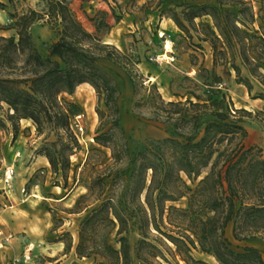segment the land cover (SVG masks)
<instances>
[{"label":"trees","instance_id":"1","mask_svg":"<svg viewBox=\"0 0 264 264\" xmlns=\"http://www.w3.org/2000/svg\"><path fill=\"white\" fill-rule=\"evenodd\" d=\"M15 1L25 0H7L9 4ZM73 1L40 0L41 13L29 9L11 14L14 21L8 28L15 35L0 34V109L8 107L6 119L15 135L22 119L33 121L40 134L48 126L55 130V139L49 140L50 133L46 134L43 155L65 184L70 157L80 144L70 128V117L76 113L68 107L73 105L59 96L72 95L85 83L97 95L95 111L100 124L94 143L99 147L91 148L87 158L92 170L87 192L69 213L92 209L81 221L75 246L69 232L67 240L60 239L65 252L74 247L79 259H92L93 264H155L158 258L167 259L150 239L153 229L187 264H206L194 259L192 250L196 249L219 264H264L258 248L235 250L226 237L232 225L237 241L264 240V155L258 147L245 144L248 133L237 113L246 111L233 109L219 89L220 77L212 72L209 90L188 93L196 101H164L156 94L160 105L156 116L165 123L168 136L145 139L131 147L120 122V86L101 66L99 53L110 47L102 44L103 33L111 29L110 18L118 22L120 17L109 2L111 14L84 11L95 28L91 33L73 10ZM166 3L157 0L156 6ZM228 3L178 0L172 2L173 7L162 9L161 15L187 37H193L192 29L200 41L210 42L213 64H223L228 75L234 71L236 81L251 92L253 85L249 77L242 76L241 66L264 85V0L259 1L257 30L249 28L255 22L249 2L233 0L231 5L239 8L236 12L224 8ZM5 7L0 0V9ZM203 17L210 21L195 22ZM42 18L59 35L46 56L37 50L30 33L33 22ZM5 29L0 24V30ZM111 48L115 55L107 53L106 59L129 62L116 47ZM259 97L264 99L263 94ZM0 126H5L1 118ZM179 202L183 205L175 204ZM135 228L141 238L132 244Z\"/></svg>","mask_w":264,"mask_h":264},{"label":"rangeland","instance_id":"2","mask_svg":"<svg viewBox=\"0 0 264 264\" xmlns=\"http://www.w3.org/2000/svg\"><path fill=\"white\" fill-rule=\"evenodd\" d=\"M1 1L6 7L0 9V24L6 29L0 30V34L5 36L15 35V30L8 28L14 21L11 14H22L29 9L42 12L40 0L15 1L13 4H9L7 0ZM176 1L178 0H166L167 3L159 8L156 6L157 0H74L72 3L73 10L91 33L95 32V28L85 17L84 11L90 15L97 14L99 10L111 14L107 4L109 2L120 17L118 22L110 18L111 29L102 35V44H108L110 47L100 50L99 53L103 57L101 66L114 75L120 86V122L129 137L131 147L145 139H162L168 136L165 123L156 116L160 107L156 94H160L164 101H185L187 98L196 101L188 93L193 90L197 93L209 90L211 87L208 84L214 72L220 77L217 83L220 85L219 89L231 100L233 109L246 111L237 113L248 133L245 144L258 147L264 155V99L259 97L260 94L264 95V85L241 66L242 76L249 77L253 85L252 91L249 92L245 85L236 81L234 71L228 75L223 64H213L210 42L200 41L192 29L193 37H187L171 19L161 15L162 9L173 7L172 2ZM198 1L217 4V0ZM228 1L224 8L238 11V7L231 5L233 0ZM244 1L252 5L255 14V22L249 24V28L257 30L260 0ZM201 21L209 22L210 19L203 17L195 20L197 24ZM30 33L35 47L43 56L47 55L48 46L59 37L56 27L46 18L35 20L30 27ZM167 40L172 43L175 61L157 62V57L164 52ZM197 44H200L201 48ZM111 47H116L127 56L129 62L117 59L114 63L106 59L107 53L115 55V50ZM59 100L73 105H66L72 114L83 113L85 116L86 143L80 144L70 157L66 184L61 173L48 174L45 168V165L50 166L43 155L46 134L50 133L49 140L55 139V130H50L48 126L45 132L40 134L33 121L22 119L17 122L18 132L15 135L12 123L6 119L8 107L3 105L0 109V118L5 123L4 127L0 126V230L3 232L0 235V242L3 241V246L0 247V264L24 263L23 253L29 244L33 248L26 263L45 262L49 260L51 253H57L56 241L68 239V232L72 235L75 245L81 221L92 209L91 206L79 213H69L76 200L87 192L92 175L87 158L91 148L99 147L89 141V138L95 137L100 124L95 111L97 95L92 86L85 83L78 86L72 95L61 94ZM100 108H104L102 104ZM17 153L20 155L17 156ZM7 166L14 168V176L9 186L1 182ZM58 185L60 189L56 188ZM23 187L26 188L24 193L21 191ZM175 204L182 206L183 202ZM5 237H8L7 241L4 240ZM226 237L235 250L253 246L259 249L264 258V240L261 237L237 241L232 235V225L226 229ZM140 238L139 229H132V244ZM150 239L157 244L167 259L158 258L155 264H187L175 253V247L153 229ZM71 251L72 254L67 253L66 257L63 256L64 253L58 255V264H93L92 259H79L75 250ZM192 256L206 264H219L213 256L199 249L192 250Z\"/></svg>","mask_w":264,"mask_h":264},{"label":"built area","instance_id":"3","mask_svg":"<svg viewBox=\"0 0 264 264\" xmlns=\"http://www.w3.org/2000/svg\"><path fill=\"white\" fill-rule=\"evenodd\" d=\"M167 41H165V46H166ZM165 46H164V52L157 57L156 61L160 63L161 62L172 63L175 61V51L173 50L172 43H171V47L169 51L165 48ZM84 120H85V116L83 113H76L70 117V128L73 134L75 135V137L77 138L79 144H82L83 142L86 143ZM89 141L91 143H94V137L89 138ZM16 155L18 156L20 155V153H17ZM13 176H14V168L12 166H7L1 177V182L4 185L9 186L13 179ZM21 191L22 193H24L26 191V188L23 187ZM2 233L3 232L0 230V235ZM4 240L7 241L8 237H5ZM2 246H3V241L0 242V247ZM32 248L33 247L31 244H29L26 247L25 252L23 253V257H22L23 261L26 262L30 259V253L32 251Z\"/></svg>","mask_w":264,"mask_h":264},{"label":"crops","instance_id":"4","mask_svg":"<svg viewBox=\"0 0 264 264\" xmlns=\"http://www.w3.org/2000/svg\"><path fill=\"white\" fill-rule=\"evenodd\" d=\"M82 85V84H81ZM25 120H27V119H25ZM28 121V120H27ZM45 168H46V170H47V173L48 174H50L52 171H51V168H50V166H47V165H45ZM56 188H58V189H60V187L59 186H56ZM56 245V248H57V253L54 255L53 253H51V255H50V257H48V259L49 260H46L45 262H33V263H31V264H58V262L60 261V259H58V258H56L58 255H61V253H64L63 254V256H67L68 254L65 252V250H64V248H65V244H64V242L63 241H61V240H58V241H56V243H55ZM75 245H76V243H75ZM74 245V246H75ZM72 249H74V247L72 248ZM68 253H71L72 254V251L71 252H68ZM50 254V253H49ZM27 262V261H26ZM26 262H24V263H20V264H30V263H26ZM59 264H61V263H59Z\"/></svg>","mask_w":264,"mask_h":264},{"label":"bare ground","instance_id":"5","mask_svg":"<svg viewBox=\"0 0 264 264\" xmlns=\"http://www.w3.org/2000/svg\"><path fill=\"white\" fill-rule=\"evenodd\" d=\"M170 47H171V43H170V41L168 40V41L166 42V46H165V48L169 51ZM151 80L153 81L154 78H151ZM23 120H24V119H23ZM26 121H27V120H26Z\"/></svg>","mask_w":264,"mask_h":264}]
</instances>
